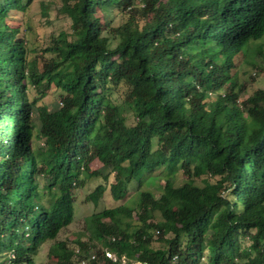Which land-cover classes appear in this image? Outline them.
Masks as SVG:
<instances>
[{
    "label": "trees",
    "instance_id": "trees-1",
    "mask_svg": "<svg viewBox=\"0 0 264 264\" xmlns=\"http://www.w3.org/2000/svg\"><path fill=\"white\" fill-rule=\"evenodd\" d=\"M31 1L0 0V264H40L87 179L113 177L119 201L164 166L182 171L181 185L167 179L135 207L93 214L103 247L56 242L48 264H264V89L240 101L233 72L251 43L264 53V0H61L72 33L53 39L41 67L9 22ZM120 84L121 103L108 97ZM52 88L60 105H37Z\"/></svg>",
    "mask_w": 264,
    "mask_h": 264
},
{
    "label": "rangeland",
    "instance_id": "rangeland-1",
    "mask_svg": "<svg viewBox=\"0 0 264 264\" xmlns=\"http://www.w3.org/2000/svg\"><path fill=\"white\" fill-rule=\"evenodd\" d=\"M26 4L27 0H23ZM109 19L113 20L114 27L122 26L127 20L124 15H121L118 10L111 9L107 13ZM9 22L20 29L19 36L26 40L30 51V58H36L41 67L44 62V50L52 44L53 39L60 34L72 33L71 20L63 12L61 0H32L24 11H12L9 17ZM257 43H251L243 52L236 58L237 67L234 73L237 75L239 85L244 86V91L240 95V101L245 100L258 89H264V53L256 54L255 48ZM127 87L123 84L112 86L109 89L108 97L115 102L121 103L126 97ZM30 100H34L37 96L34 91H30ZM62 93L56 88H52L45 96H40L37 100V105H44L48 108H56L62 101ZM127 122L131 124L134 118L131 113L128 114ZM36 121V120H35ZM102 164L95 160L91 164L93 170L100 169ZM167 179H173L175 185H181L184 180L182 171L171 174L168 169L160 167L154 171L145 173L140 181H134L129 186V192L123 200L116 201L110 194L109 185L113 182V177L107 183L101 177H93L87 179L84 187L77 190L74 194L75 200V217L73 223L64 229L57 240L48 241L42 245L36 261L40 264H48L53 255L50 252L51 247L56 242H66L72 249L76 248L77 242H89L97 249L103 247V242L95 238L92 230V225L89 222V217L99 213L107 208H114L120 205H129L135 207L137 204L140 191H151L158 196ZM107 187L103 196L99 199L98 204L88 201L87 197L92 193L98 185ZM156 220H161V216L156 214ZM158 237L156 233L155 238ZM172 237L171 234L166 236ZM156 246H164L162 242L156 241ZM138 264V263H134Z\"/></svg>",
    "mask_w": 264,
    "mask_h": 264
},
{
    "label": "built area",
    "instance_id": "built-area-1",
    "mask_svg": "<svg viewBox=\"0 0 264 264\" xmlns=\"http://www.w3.org/2000/svg\"><path fill=\"white\" fill-rule=\"evenodd\" d=\"M77 252H79V250H78ZM108 256H109L110 258H112L113 260H116V256H115L114 254H110V253H108ZM90 259H91V260H95V259H96V255H95L94 253H90ZM73 264H87V260L84 259V258H81V259L77 260V261H76L75 263H73Z\"/></svg>",
    "mask_w": 264,
    "mask_h": 264
}]
</instances>
